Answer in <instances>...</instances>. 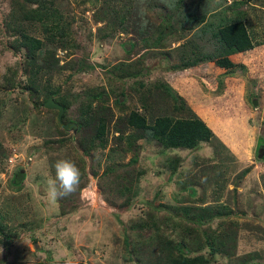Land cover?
Returning a JSON list of instances; mask_svg holds the SVG:
<instances>
[{"label":"rangeland","instance_id":"obj_1","mask_svg":"<svg viewBox=\"0 0 264 264\" xmlns=\"http://www.w3.org/2000/svg\"><path fill=\"white\" fill-rule=\"evenodd\" d=\"M55 1L70 25L68 42L56 50L63 69L35 72L25 68L24 52L14 41L20 30L44 39L42 28L20 21L16 0H0V221L12 234L0 242V264H164L172 251H161L158 244L167 234L176 244L192 247L189 226L204 244L215 229L234 222L239 229L231 260L214 254L212 259L218 258L215 264H240L249 253L253 261L264 264V156L259 157V144L264 141V45L239 53L235 61L245 66L221 67L211 57L197 67L173 65L184 63L182 52L189 53L191 47L196 50L192 57L197 59L206 56L198 47L204 51L205 47L209 55L227 54L222 44L214 51L217 39L211 29L206 32L218 20L212 14L221 10L232 19L239 11L246 12L254 40L263 41L264 0L230 10V0H203L198 6V0H183L184 14L194 11L196 16L183 14L180 18L173 8L180 0ZM162 4H171L170 22L179 32L158 41V27L166 20L153 7ZM207 11H211L209 18L200 24V16ZM145 12L151 21L149 43L139 29ZM121 21L124 31L118 25ZM123 61L132 64L131 71H142L137 76L116 73L115 77L114 66ZM82 64L85 68H80ZM163 79L210 125L213 141L196 149L162 153L155 140L143 138L139 160L131 164L132 153L120 158L109 151L111 146H121L115 143L114 126L121 113L139 107L144 91L139 82L154 88ZM30 81L38 86L40 101L45 100L43 88L47 85L69 92L73 102L67 118L71 121L78 118L80 102L91 89L107 92L115 112L107 148L84 154L78 144L83 131L64 132L59 111L37 105L38 99L24 89ZM123 88L120 97L126 103L117 107L113 92ZM161 100L159 112L168 110L179 116L165 106L171 99ZM168 157L180 159L174 175L166 167ZM60 159L79 167L81 183L76 193L51 202L46 196L47 180L54 178V164ZM110 167L114 170L106 172ZM19 171L24 176L16 184L13 181L20 179ZM161 205L169 209L156 210ZM183 205H227L233 213L199 226L196 219L187 220L183 213L172 210ZM182 250L195 255L186 247ZM203 252L209 254V249Z\"/></svg>","mask_w":264,"mask_h":264},{"label":"trees","instance_id":"obj_2","mask_svg":"<svg viewBox=\"0 0 264 264\" xmlns=\"http://www.w3.org/2000/svg\"><path fill=\"white\" fill-rule=\"evenodd\" d=\"M230 1L231 7L229 10L238 7V5L252 3L253 0ZM55 2V0H16V15L19 16L20 21L22 23L27 22L29 24H39L44 33L43 39L31 34L29 31L20 30L14 41V43L17 44L16 48L18 50H23L24 52L25 68L32 69L35 72H40L42 70L50 71L53 69H63V66L60 65L61 60L57 56L56 50L68 42L70 25L63 20V15L56 7ZM202 2L203 0H198L197 6L201 5ZM177 3L178 5L173 6V8L178 12L177 17L180 18L184 14L185 6L182 7L183 0H180ZM170 7L171 4L156 5L153 7V9H160L158 16L161 15L163 16L162 19L164 21L166 20V24H164L163 27H158V41L164 39L168 34L179 32L178 29L171 24L172 22H170L171 17H173L168 11ZM193 12L194 11H191L189 14L185 12L184 17H188V15H191ZM115 14H117V12H115ZM209 14H211V11H207L200 16V24H203L206 19L209 18ZM192 15L196 16L194 13ZM212 16L215 17V20H218L214 23V29L211 26L206 29V32L208 29H211L213 31L212 37L217 39L214 51H216L222 44L226 48L227 54L223 56L218 54L209 55L205 47V51L198 47L199 50L197 51L206 53V56L197 59L192 57L196 50L194 47H191L189 52L190 54L187 53L188 55H184V52H182L181 59L183 57V60L185 59L186 61L184 63H173L174 66L182 69L193 66L197 67L199 66V62H203L209 57H211V60L215 61V63L221 67L234 68L239 65L245 66L243 63L235 61L239 56V53L245 54L246 52L255 49L256 46L262 44L264 45V40H254L253 34L247 24L246 12L243 10L239 11L234 19L228 17L224 10L214 13ZM13 18L16 19V17ZM185 20L186 19H184V21ZM122 21L118 25L119 27H122L121 29L124 31L126 29L123 28L124 24ZM181 21L179 22L181 23ZM150 23L151 21L149 22V17L146 12L143 13L139 29L142 35L141 37H143L146 42L149 41L147 39V34ZM215 24H218L217 28L215 27ZM165 25H168L167 29L164 28ZM191 46H196L195 41H191ZM83 67L84 64L80 66V68ZM131 70L132 64L123 61L115 65L114 71H112L115 73V77L116 73H119L120 77H125L126 75L137 76L142 71V68L133 71ZM33 82L34 81H30L29 84L25 85L24 89L30 91L31 95L38 99L36 104L45 105V102L50 97L57 100L55 98V96H57L59 102L65 107L63 115L64 121H71L70 118H67V111L73 102L70 98V93H61L60 89L47 85L43 88L45 89L43 91L45 94V100L40 101L39 88L35 85V83L33 85ZM138 84H140L141 87H144V91H141L143 96L141 95L142 97L140 96L139 98V107L129 110V113L127 114L121 113L114 126V132L117 133V135H115V143L118 142L121 145L113 149L112 146L109 148V151L112 150L114 155H116L115 153H118L121 155L120 158H124L127 153H132V157L129 162H132L131 164L137 163L139 160L138 157L140 148L143 146V143H140V140L143 138L155 140L163 148L162 153L168 149L170 150L176 148L196 149L203 142L213 141L214 132L210 125L201 116H199L195 110L191 109L184 96H182L170 83L164 79L159 80L158 83L153 85L154 88L152 85L146 86L143 82H139ZM156 87L161 90L159 93L154 92ZM132 88H134V86ZM135 90H137V88H135ZM124 93L125 88L120 90V93L113 92L115 95L114 105L117 107L126 103V101L120 97L124 96ZM161 98L171 99L165 106L171 108L172 111L178 112L179 116L169 114L168 110H165V113L159 112V110H162L159 102L161 103L164 101L161 100ZM109 100L110 95L107 92L96 88L91 89L85 96L84 100L80 102V113L75 122L78 124V131H83L82 141H79L78 144L85 151L84 154L86 155H91L92 151L94 149L96 150L98 147L105 149L107 148V145H109L108 136L110 125L113 117L115 116L114 109L112 108L113 105L111 107ZM122 122H124V127L121 126ZM62 130L65 132L64 128ZM217 141L221 147L229 150V148L222 141L219 139H217ZM263 145L264 141L259 144L260 147H263ZM216 149L217 150L215 152L219 151V153H221L219 148ZM179 162L180 159L178 158L174 160H170L169 157L167 158L166 167L168 171H170L171 175H174L179 169ZM113 170L114 169L110 167L106 172L109 173ZM17 175L21 176L20 179L18 180L17 177H15L13 182L20 184L23 180L24 174L19 171ZM123 178L128 180L127 176ZM184 189H186V187ZM191 189V192L194 193L193 188ZM163 207L169 209V206L164 205L156 210L160 211ZM172 210L176 211L175 214L183 213V217L185 216L184 218L187 220L194 221V219H196L199 226L204 222L210 223L213 218H222L223 216L233 213V209H230L227 205H220L216 208L183 205L173 207ZM234 223H229L222 229H215V232H212L213 234L209 238L206 236L204 244L195 237V230L189 226L187 231L192 237V247H187L184 244L180 246L179 243L176 244L174 241L175 239L167 234L165 239H159L158 244V246L161 247V251L164 249L172 251V257L168 254L165 258L166 262H164V264H215V260L218 258L212 259L214 254H217L219 258L221 257L231 260L230 256L231 253H233L232 250L235 248V244L238 241L239 229ZM206 232L209 231L205 230V233ZM10 236H12V234L8 232L7 226L0 221V242L4 239L10 238ZM183 247L188 248L191 252H194L195 255L189 256L185 254L182 250ZM204 249H209V254L203 252ZM155 257L158 256L155 255ZM251 257L252 256H250L249 253L247 258L244 257L240 264H259L253 261L254 258Z\"/></svg>","mask_w":264,"mask_h":264},{"label":"clouds","instance_id":"obj_3","mask_svg":"<svg viewBox=\"0 0 264 264\" xmlns=\"http://www.w3.org/2000/svg\"><path fill=\"white\" fill-rule=\"evenodd\" d=\"M54 168L55 176L48 179L46 185V196L51 202H56L76 193L81 183V171L73 161L68 159L57 160Z\"/></svg>","mask_w":264,"mask_h":264},{"label":"water","instance_id":"obj_4","mask_svg":"<svg viewBox=\"0 0 264 264\" xmlns=\"http://www.w3.org/2000/svg\"><path fill=\"white\" fill-rule=\"evenodd\" d=\"M254 103L257 104L256 101H254ZM45 106L51 109H57L59 111L58 119L65 130L77 132L78 124L76 122L74 121L64 122L63 115L65 112V107L61 103L57 102L53 97H50L45 102ZM263 156H264V145L263 147L259 148V157L262 158Z\"/></svg>","mask_w":264,"mask_h":264}]
</instances>
